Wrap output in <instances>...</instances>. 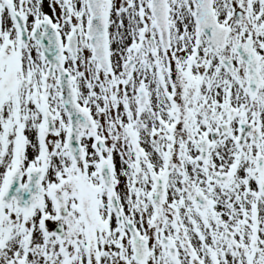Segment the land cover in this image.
Instances as JSON below:
<instances>
[{
  "label": "snow or ice",
  "instance_id": "1",
  "mask_svg": "<svg viewBox=\"0 0 264 264\" xmlns=\"http://www.w3.org/2000/svg\"><path fill=\"white\" fill-rule=\"evenodd\" d=\"M0 264H264V0H0Z\"/></svg>",
  "mask_w": 264,
  "mask_h": 264
}]
</instances>
